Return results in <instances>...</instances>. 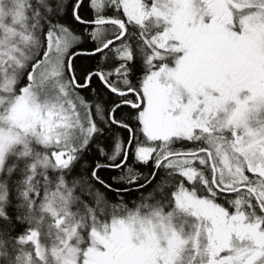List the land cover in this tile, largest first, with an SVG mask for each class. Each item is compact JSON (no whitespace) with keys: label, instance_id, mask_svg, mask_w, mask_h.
Returning a JSON list of instances; mask_svg holds the SVG:
<instances>
[{"label":"snow or ice","instance_id":"snow-or-ice-1","mask_svg":"<svg viewBox=\"0 0 264 264\" xmlns=\"http://www.w3.org/2000/svg\"><path fill=\"white\" fill-rule=\"evenodd\" d=\"M0 264H264V0H0Z\"/></svg>","mask_w":264,"mask_h":264}]
</instances>
